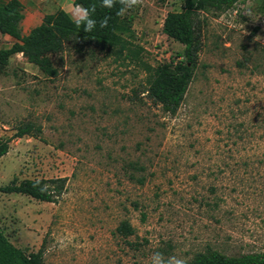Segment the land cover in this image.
Segmentation results:
<instances>
[{"label":"rangeland","instance_id":"obj_1","mask_svg":"<svg viewBox=\"0 0 264 264\" xmlns=\"http://www.w3.org/2000/svg\"><path fill=\"white\" fill-rule=\"evenodd\" d=\"M184 1L128 10L134 56L66 45L51 58L54 78L20 54L9 59L0 139L24 123L40 133L11 140L0 187L67 178L55 202L0 193V230L12 245L41 249L45 264H150L167 243L187 260L207 247L231 255L264 247L263 0L197 14V66L169 115L147 97L144 66L181 59L183 45L162 24ZM13 42L0 33V49ZM130 164L142 185L127 180ZM122 221L132 236L117 233Z\"/></svg>","mask_w":264,"mask_h":264},{"label":"trees","instance_id":"obj_2","mask_svg":"<svg viewBox=\"0 0 264 264\" xmlns=\"http://www.w3.org/2000/svg\"><path fill=\"white\" fill-rule=\"evenodd\" d=\"M239 0H185L181 12L166 14L162 33L183 45L181 59L175 62L161 63L155 67L145 65L147 71V97L164 114L174 115L184 100L188 86L192 81L201 49V43L196 31V17L199 12H222L232 8ZM74 4L89 7L96 5L92 14L97 23L91 32H84L83 26L78 27L75 20L66 12L56 10L44 15L40 25L31 29L25 36L20 34L19 23L23 18L22 5L17 0H0V33L10 37L14 42L9 48L0 49V76L5 73L9 59L20 54L26 61L36 66L48 78H54L58 70L54 67L52 57L62 53L66 45H72L76 52H87L96 48L100 52L124 55H135L132 50V21L128 10L123 16L116 15L120 5L112 9L102 8L100 0H74ZM264 6V0H263ZM110 17L108 26L100 27V20ZM91 50V49H90ZM127 52V53H126ZM40 128L30 123L19 125L15 133L8 138L0 139V157L9 150V143L14 138L36 136ZM124 169L129 182L142 185L144 177L137 175L141 168L130 164ZM67 178L53 179H12L9 184L0 187V193L20 194L41 202H55L66 188ZM44 186H49L41 191ZM137 208V203L133 202ZM213 206H216L214 203ZM144 216V215H143ZM116 231L126 238L134 234V229L128 221H122ZM136 248V245H131ZM136 250V249H134ZM165 256L172 255V245L167 243L160 248ZM0 264H45L43 251L25 253L12 245L0 230ZM187 264H264V247L258 252H246L236 255L227 254L207 247L198 251L187 260Z\"/></svg>","mask_w":264,"mask_h":264},{"label":"clouds","instance_id":"obj_3","mask_svg":"<svg viewBox=\"0 0 264 264\" xmlns=\"http://www.w3.org/2000/svg\"><path fill=\"white\" fill-rule=\"evenodd\" d=\"M140 3V0H100V6L102 8L112 9L117 4L120 5L116 15L123 16L127 10L135 7ZM96 12V5L92 4L89 7H85L82 4H74L71 15L73 16L75 23L78 27L83 26L84 32H91L97 21L92 18V14ZM110 17L105 16L100 20V27L105 28L108 26ZM49 186H44L41 191H45ZM150 259V264H187V259L182 256L169 255L165 256L161 252H154Z\"/></svg>","mask_w":264,"mask_h":264},{"label":"crops","instance_id":"obj_4","mask_svg":"<svg viewBox=\"0 0 264 264\" xmlns=\"http://www.w3.org/2000/svg\"><path fill=\"white\" fill-rule=\"evenodd\" d=\"M7 1V0H1ZM22 5L23 18L19 23L20 34L25 36L29 31L40 25L44 15L52 14L56 10L66 12L71 15L74 0H17ZM10 38V37H9Z\"/></svg>","mask_w":264,"mask_h":264}]
</instances>
